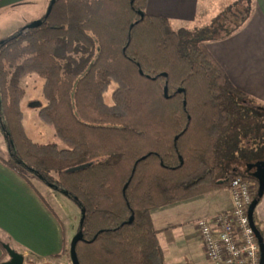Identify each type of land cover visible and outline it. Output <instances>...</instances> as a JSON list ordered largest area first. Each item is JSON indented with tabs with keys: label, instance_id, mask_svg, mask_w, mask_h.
<instances>
[{
	"label": "trees",
	"instance_id": "trees-1",
	"mask_svg": "<svg viewBox=\"0 0 264 264\" xmlns=\"http://www.w3.org/2000/svg\"><path fill=\"white\" fill-rule=\"evenodd\" d=\"M147 1H50L40 26L0 40V161L37 194L33 178L79 205L78 264H167L153 210L237 177L258 197L264 104L230 80L201 30L174 29ZM31 75L43 79L39 120L65 148L26 132L20 83Z\"/></svg>",
	"mask_w": 264,
	"mask_h": 264
},
{
	"label": "crops",
	"instance_id": "crops-1",
	"mask_svg": "<svg viewBox=\"0 0 264 264\" xmlns=\"http://www.w3.org/2000/svg\"><path fill=\"white\" fill-rule=\"evenodd\" d=\"M23 1L28 0H0V9ZM199 1L148 0L146 12L168 18L172 26L175 21L195 23L201 8ZM255 6V15L247 23L246 31L255 36L259 34L264 48V0H255ZM239 9L244 11V16L249 13L247 7L243 9L240 6ZM226 20L225 24L223 22L214 24L213 31L224 25L227 29L222 35H225L231 29L226 25ZM241 21L235 25H241ZM232 41L235 42L236 38L229 39L227 43L230 45ZM208 48L225 69L230 80L253 100L264 104V76L260 75L256 69L258 61L252 60L247 55L242 49L244 46L241 45L240 49L236 48L231 58H228V53L226 56L220 54L222 60L210 47ZM228 52L231 54L232 50ZM256 56L259 57V53H256ZM263 67L264 62L260 61V69ZM188 207L201 209L189 210ZM231 207L229 188L225 187L188 201L153 210L151 216L166 263L209 264L199 235L198 223L200 220H211L229 211ZM199 211L201 215L209 218L199 219L194 224L197 236H192L187 233L186 229L193 222L192 215L194 217V214L197 215ZM254 218L258 230L264 235V195L255 209ZM0 241L24 254L25 261L32 257L42 261L41 264H50L49 260L56 256L59 259L65 258L67 243H71L70 232L65 228L59 216L21 176L1 161ZM1 257L2 250L0 249V259Z\"/></svg>",
	"mask_w": 264,
	"mask_h": 264
},
{
	"label": "rangeland",
	"instance_id": "rangeland-1",
	"mask_svg": "<svg viewBox=\"0 0 264 264\" xmlns=\"http://www.w3.org/2000/svg\"><path fill=\"white\" fill-rule=\"evenodd\" d=\"M50 1L51 0H28L0 9V40L11 35L19 28L26 26L31 22L40 20V18L46 14ZM199 3L201 8L198 12L199 15L195 23L175 21L173 22V28L201 30L200 37L219 59H221L220 54L226 56L227 53L229 54L228 58H231V55L236 51V48L240 49L241 45H243L244 48L242 49L246 51L247 55L252 60L258 61V67L256 69L259 71L260 75L262 74L264 76V67L260 69V61L264 62V48L262 47L263 40L260 39L259 34L255 36V34L253 35L246 31L247 23L250 21L251 17L255 15V0H200ZM240 6H242L243 9L247 7L249 12L245 16L244 14L242 15L244 16L243 19L237 13V9H239ZM219 18H222L220 19V22H223V24H225V20L227 19L226 25L228 28H231L224 36H221L224 33V30L227 29L224 28V25L222 28L218 29V34L213 32V22ZM241 19V25H235L233 23L234 21L238 22ZM231 38H236V41H232L229 45L227 41ZM229 50H232L231 54L228 52ZM256 53H259L260 56L257 57ZM20 84L26 91L22 102V109L25 116L24 125L29 137L38 143H56L60 148H65L64 144L55 136L53 128L43 124L38 117L39 109L45 105V100L42 96L43 79L37 75H31L22 79ZM115 90L116 85L112 84L108 92L105 94L106 103L109 105L113 104L112 95ZM258 147V144H254L250 148L255 150V148ZM6 154L7 145L0 132V156H6ZM234 167H238L240 171H244L245 169L244 163L241 161L235 162ZM32 182L37 189L38 194L62 220L65 228L70 232L72 242V239L79 230V220L81 216L79 205L59 191L50 188L38 178H33ZM188 209L199 210L201 208L191 209L188 207ZM200 212L201 211H199L197 215L194 214V217L192 215L191 218H193V222L187 226L186 231L192 236H197L194 224H196L199 219L209 218L205 217V215H201ZM70 245L71 243H67L65 258L59 259L58 257H55L49 260L50 264H73L70 255ZM41 263L42 261L36 260L32 257L27 262L25 261V264Z\"/></svg>",
	"mask_w": 264,
	"mask_h": 264
},
{
	"label": "built area",
	"instance_id": "built-area-1",
	"mask_svg": "<svg viewBox=\"0 0 264 264\" xmlns=\"http://www.w3.org/2000/svg\"><path fill=\"white\" fill-rule=\"evenodd\" d=\"M232 207L211 220H201L198 231L211 264H261V247L249 218L253 185L240 177L229 186ZM264 244V235H262Z\"/></svg>",
	"mask_w": 264,
	"mask_h": 264
},
{
	"label": "water",
	"instance_id": "water-1",
	"mask_svg": "<svg viewBox=\"0 0 264 264\" xmlns=\"http://www.w3.org/2000/svg\"><path fill=\"white\" fill-rule=\"evenodd\" d=\"M55 1L56 0H51L50 8L52 7V4ZM40 25H41V20H38V21H34V22L30 23L28 25V27L29 28H36ZM140 73L143 74V71L140 70ZM164 75L166 76V74H164ZM179 92H182V90H180ZM165 96L168 97V87H165ZM260 171L262 173V176L260 177V186H259V190H258V197L255 198L249 206V218H250L251 225L253 226V228L255 230V234L258 238V241L260 243L261 261L264 262V244H263V240H262V234L260 233V231L256 227L255 220H254V212H255V209H256L259 201H260L259 198L262 197L264 194V168H262ZM126 187H125V189H126ZM132 221H133V217L131 218L130 222H132ZM82 240H83V234L81 231H78L77 234L72 239L71 246H70V255L72 258V262L74 264H78L76 247H77V244ZM3 247L7 251L9 258L5 261L0 262V264H25L24 254L13 249L9 244L4 243Z\"/></svg>",
	"mask_w": 264,
	"mask_h": 264
},
{
	"label": "flooded vegetation",
	"instance_id": "flooded-vegetation-1",
	"mask_svg": "<svg viewBox=\"0 0 264 264\" xmlns=\"http://www.w3.org/2000/svg\"><path fill=\"white\" fill-rule=\"evenodd\" d=\"M237 13L241 16V18H243V13H244V11H241V9H237ZM240 21V20H239ZM239 21L237 22V21H234L233 23L235 24V23H239Z\"/></svg>",
	"mask_w": 264,
	"mask_h": 264
}]
</instances>
